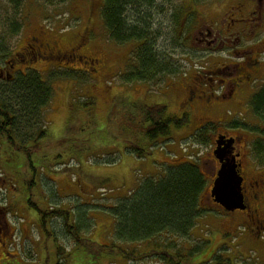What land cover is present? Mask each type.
I'll use <instances>...</instances> for the list:
<instances>
[{"label": "rangeland", "instance_id": "rangeland-1", "mask_svg": "<svg viewBox=\"0 0 264 264\" xmlns=\"http://www.w3.org/2000/svg\"><path fill=\"white\" fill-rule=\"evenodd\" d=\"M189 1L160 0L163 10L154 16L159 32L157 46L170 57L176 72L150 82H128L125 75L133 64L136 46L118 45L108 38L100 16L103 0H67L48 6L40 0H24L19 13L24 20L22 34L8 38L6 53L19 50L28 39L41 34L47 42L59 41L67 48L82 42V52L99 58L100 65L90 74L83 72L87 71L85 64L76 61L39 57L22 65L37 71L50 84L52 97L41 114L45 122L40 127L46 126L47 135L38 142L42 145L39 152L27 157L9 140L0 138V227L10 239L7 247L18 253L9 256V261L21 258V264H160L151 257H107L117 252L108 245L113 241L114 223L109 209L131 195L145 178H160L169 166L189 160L197 162L208 185L201 201L204 213L190 236L177 240L185 252L195 244L200 248L188 264H202L223 247V257L234 264H264V235L257 237L245 227L239 210L226 212L209 195L213 171L219 168L212 153L218 134L242 137L240 160L246 180L254 167L261 170L264 166V161L250 152L251 142L257 137L251 128L259 121L248 106L249 98L264 85V54L260 71L251 76L246 100L241 99L245 105L232 103L223 91H215L217 97L209 101L197 98L186 102L187 89L195 87V79L204 76L207 82L206 69L226 63L228 55L220 51L209 58L196 53L190 41L181 44ZM210 1L192 0L203 15L208 13ZM219 2L212 8L218 15L225 10L226 0ZM9 14L6 0H0V35L4 31L1 21ZM4 61L0 58V65ZM1 80L0 86L4 84V78ZM152 104L165 105L170 115L188 114V123L180 129L172 128L167 138L146 142L140 132L126 126L127 116L134 117L131 124L137 125L140 106ZM197 104L202 105L191 108ZM209 123L214 125L207 134L209 143H196L193 134ZM233 123L247 127L235 128ZM29 132L23 141L34 138L33 129ZM34 143L29 141L27 146ZM131 144L148 148L151 154L135 156ZM48 210L69 213V223L79 226V245L74 246L59 216L45 218L41 227L39 212ZM197 243H202V248ZM119 246L127 251L145 250L142 244Z\"/></svg>", "mask_w": 264, "mask_h": 264}, {"label": "trees", "instance_id": "trees-1", "mask_svg": "<svg viewBox=\"0 0 264 264\" xmlns=\"http://www.w3.org/2000/svg\"><path fill=\"white\" fill-rule=\"evenodd\" d=\"M65 1L67 0H40L44 6ZM6 2L10 14L1 21L4 31L0 35V58L5 61L0 68L9 63L14 64L15 61V66H21L23 69H15L10 73V78L0 76V81L4 78V84L0 86V138L9 140L17 151L29 157L41 150L42 145L38 142L47 135L46 126L40 127L41 123L45 122L41 114L50 102L52 88L37 71L22 66L34 60L27 59L22 62L17 56L18 49L13 53H6V43L10 40L8 38L22 34L24 20L19 18V13L22 11L24 0ZM100 10L108 38L118 45L133 43L136 46L132 51L133 64L125 75L128 82H150L157 77L176 72L170 57L163 54L157 46L159 32L155 27L154 16L163 10L160 0H103ZM31 38L32 42L35 41V37ZM28 42L32 45L29 39ZM248 106L259 121V124L251 128V132L257 137L251 142L250 152L261 162L264 161V85L249 98ZM139 113L137 125L131 124L134 117L128 116V123L126 124V119L124 123L129 129L140 132L148 143L167 138L172 128L180 129L188 123V114L184 113L180 117L170 115L167 107L162 104L142 105ZM233 124L235 128L238 125L247 127L246 124ZM31 129L34 131V138L29 141L34 140L35 143L27 146L29 141H23L22 138L29 136ZM213 130L212 123L206 124L196 130L192 138L196 143L208 144L207 134ZM130 150L138 157L151 154L150 149L134 144H131ZM30 167L33 168L32 162ZM207 185L206 176L200 166L197 162L189 160L169 166L160 178H145L131 195L121 198L118 204L109 209L114 223L113 241L108 245L110 249L115 248L117 254L107 257H151L160 264H188L200 248L195 244L193 249L185 252L177 240L188 238L204 213L201 201ZM39 213L42 216L41 227L44 226L45 218L48 217L49 220L55 216L61 217L66 233L74 240V246L80 244L79 226L69 223L68 212L48 210ZM119 244H142L145 250H122ZM197 244L202 248L205 242ZM225 249L223 247L219 252L208 255L210 259L202 264H234L229 258L223 257L221 252ZM60 251H64L63 248Z\"/></svg>", "mask_w": 264, "mask_h": 264}, {"label": "flooded vegetation", "instance_id": "flooded-vegetation-1", "mask_svg": "<svg viewBox=\"0 0 264 264\" xmlns=\"http://www.w3.org/2000/svg\"><path fill=\"white\" fill-rule=\"evenodd\" d=\"M190 1L186 2L187 7L185 6L184 15L187 24L183 27L186 29L184 30L185 34L180 38L181 44L183 45V41L184 43L190 41L196 53L201 52L202 55L209 58L220 51H226L228 55L226 63L206 69V74L209 75L207 82H205L204 76L195 79V87L189 86L187 89L186 102L197 98L209 101L217 97L214 95L215 91H223L228 93L227 98L232 103L245 105L246 101L243 103L241 99L246 100L252 81L251 76L260 71L262 65L260 57L264 54V0H226L225 10L219 15L215 14L216 12L212 8L218 7L216 3H220V0L210 1L207 5L210 9L206 15L202 14L192 0ZM31 39L29 41L32 45L27 41L17 53L22 62L27 59L36 60L38 57H45L48 60L76 61L85 64L87 71L83 72L89 74L92 71H97V67L100 65L99 58L82 52V42L67 48L59 41L47 42L41 34L35 37V41L32 42ZM15 69L19 71L20 67L15 66L14 61V64L9 63L4 68H0V76L10 78V73ZM200 105L197 104L191 108L194 109ZM226 137H232L235 140L234 153L239 154L237 162L241 164L242 174L239 147L243 143V139L239 136L226 135ZM215 173L216 170L213 171L214 176ZM243 189L247 209L240 213L245 218V227L247 226L248 230L255 232L257 237H262L264 235V216L262 214L264 166L261 170H256L254 167L247 180L243 176ZM4 228H7V225ZM10 244V239L5 237L0 227V264H21L19 262L21 258L12 262L8 260L9 256L11 258L18 256V253H12L7 247Z\"/></svg>", "mask_w": 264, "mask_h": 264}, {"label": "water", "instance_id": "water-1", "mask_svg": "<svg viewBox=\"0 0 264 264\" xmlns=\"http://www.w3.org/2000/svg\"><path fill=\"white\" fill-rule=\"evenodd\" d=\"M234 138L217 136L213 156L219 164L210 189V198L226 212L247 209L241 164L237 162L238 153H234Z\"/></svg>", "mask_w": 264, "mask_h": 264}]
</instances>
